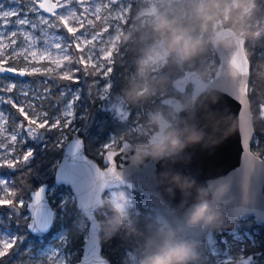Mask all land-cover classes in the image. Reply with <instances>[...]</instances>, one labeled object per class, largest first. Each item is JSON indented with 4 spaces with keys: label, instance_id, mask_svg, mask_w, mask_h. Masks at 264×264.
Wrapping results in <instances>:
<instances>
[{
    "label": "clouds",
    "instance_id": "clouds-1",
    "mask_svg": "<svg viewBox=\"0 0 264 264\" xmlns=\"http://www.w3.org/2000/svg\"><path fill=\"white\" fill-rule=\"evenodd\" d=\"M255 3L256 0H180L177 5L174 0H161V7L147 13L143 29L138 22L128 30L114 31L112 43L131 45L135 53V72L127 86L120 90L121 99L128 105H138L165 91L170 83L169 74L155 75V69L169 65L192 67L209 45L227 48L238 39L259 41L264 37V18H256ZM214 71L213 67L202 65L192 78L205 80ZM217 99L214 91H209L201 97H184L169 109L168 115L160 108L151 111L144 132L147 139L132 143L128 148L129 167L138 168L146 160L175 163L187 159L185 150L190 146L216 144L231 127L226 116L210 109L209 103ZM171 115L177 117L175 122L169 118ZM261 121H264V111L254 115L253 127ZM122 135H127V130ZM157 183L170 197L176 190L180 191L182 199L177 209L184 225L216 230L230 226L232 218L223 209L229 202L225 199L230 191L229 180L219 177L200 184L193 176L169 168L159 173ZM93 204L100 213L108 211L99 221L100 239L108 240L121 228H126L129 237L142 240L136 252L137 264H203L199 243L187 238L182 226L159 224L149 234L141 233L130 215V199L124 190L113 191L95 201L85 198L78 206L87 216ZM76 228L78 234L83 220Z\"/></svg>",
    "mask_w": 264,
    "mask_h": 264
},
{
    "label": "snow or ice",
    "instance_id": "snow-or-ice-1",
    "mask_svg": "<svg viewBox=\"0 0 264 264\" xmlns=\"http://www.w3.org/2000/svg\"><path fill=\"white\" fill-rule=\"evenodd\" d=\"M136 3L138 0H0V106L16 109V113L11 114L15 127L6 137L11 143L0 141L3 166L16 168L31 158L29 150L23 154L22 160L18 156L6 159V155H12L13 145L22 142L23 136L31 137L42 130L52 129L58 131V141H63L76 131L73 108L80 104L82 94L77 88L66 87L61 89L58 99L53 100L54 87H59L60 81L86 83L87 77L91 76L93 84L88 87H98L96 98L109 95L117 57L121 58L126 51V48L113 44L110 37L118 27L128 25ZM102 11L107 15L103 16V26L96 30L95 21H101ZM248 65L246 54L233 57L232 74L248 75ZM65 68L68 70L58 71ZM37 75L43 82L33 86V81L27 78ZM249 88L245 82L239 89L238 100L242 106L249 97ZM45 107L48 111L40 110ZM259 108L264 111V104ZM6 111L5 107H0V122H3L0 123V135L7 131L4 127L8 121ZM118 111L122 112V117L129 115L122 109ZM17 114L23 117L22 123L17 124ZM139 125L137 119L133 130ZM252 131L247 129L244 132L245 147ZM81 143L80 140L74 141V152L80 149ZM128 146L124 138H113L103 145L101 159L106 161V166L95 167V190H102L111 180L121 179L116 158ZM0 188L7 192V181L0 180ZM8 194L17 195L16 192ZM42 194L43 189L33 193L32 207L39 204ZM0 206L22 208L24 201L19 199L17 203L0 197ZM16 243V239L0 240V258L6 257Z\"/></svg>",
    "mask_w": 264,
    "mask_h": 264
},
{
    "label": "water",
    "instance_id": "water-1",
    "mask_svg": "<svg viewBox=\"0 0 264 264\" xmlns=\"http://www.w3.org/2000/svg\"><path fill=\"white\" fill-rule=\"evenodd\" d=\"M178 1L180 0H174V2ZM245 43V40L238 39L231 47L213 46L218 64L210 79L192 78L195 69H191L187 70L176 82L179 89H183L185 83H190V96L201 97L209 91H214L218 97L215 103H209V107L213 112L226 116L231 127L216 144L210 147L200 144L190 146L185 150L186 160L175 163L168 160H146L142 166L136 168L129 167L127 159V151L132 142L124 139L129 146L116 158L117 171L121 179L111 180L102 190L97 191L93 187V180L96 165H101L85 153L83 138L76 132L66 143L55 167L54 183L69 186L75 199V205L80 212L78 204L83 199L89 198L95 201L106 191L125 186L150 198L173 225L184 228L187 238L199 242L207 237L210 229H204L200 225H184L177 209L182 199L180 191L176 190L174 196H168L163 187L158 185L157 178L159 173L169 168L193 176L200 184L209 179L223 177L230 181V191L225 198L229 202L223 206L226 215L233 219L252 217L256 223L264 224V158L251 149L255 130L249 97L245 98L243 106L238 100L240 87L245 82L249 84L250 61L248 75L234 76L231 68L233 57L239 58L245 54L248 57ZM181 101L174 95L168 96L165 100L170 107L178 105ZM180 115L185 114L180 113ZM197 115L199 118L202 111ZM176 120L177 117L173 121ZM247 129H253V131L249 135L248 146L245 147L243 137ZM76 140L82 143L80 149L74 152L73 146ZM102 163L101 167L106 166V161L102 160ZM44 188V186H39L32 190L26 205L28 228L37 236L48 233L55 219V208L45 194ZM40 189H43L42 199L34 208L31 206L33 193ZM97 212V207L93 204L87 216H84L88 222V229L77 264H111L101 252ZM235 264H250V262L247 257H244L236 260Z\"/></svg>",
    "mask_w": 264,
    "mask_h": 264
},
{
    "label": "trees",
    "instance_id": "trees-1",
    "mask_svg": "<svg viewBox=\"0 0 264 264\" xmlns=\"http://www.w3.org/2000/svg\"><path fill=\"white\" fill-rule=\"evenodd\" d=\"M175 3L177 5L179 4L178 2ZM158 7H161V3H159ZM254 14L257 19L264 18V0H256ZM132 16L133 13L131 14L128 25L122 28L123 30H128L130 26H134L139 22L137 18H132ZM145 22L146 20L143 24L140 23L142 29L144 28ZM120 47L126 48V51L122 53L121 58L117 57L118 62L111 76L112 88L107 97L103 99L96 98L98 95V87H88L93 84V78L91 76L87 77L86 83L79 80L74 83L71 82L79 86V91L82 94L80 102L82 112L76 116L74 121L78 125L77 133L83 138V149L85 153L97 160L101 166L103 163L101 159L102 154L99 153L101 150L100 144L106 141L111 134L119 136L127 130L126 136L131 135V141L133 143L139 140H146L147 137L144 135L146 128L144 111H153L156 108H160L168 115L171 107L164 101V95H174L183 100L184 97L190 96L191 94L190 83H185L183 89H179L176 85L177 80L187 70H196L202 65H209L216 70L218 64L213 45H209L205 53L197 58L192 67L188 65H169L162 69L157 68L154 71L155 75H159L161 72L169 74L170 83L166 90L152 95L138 105H128L121 99L119 92L127 86V81L134 75L135 67L133 61L135 53L131 51V45ZM245 48L250 61L249 101L254 119V115L262 111L259 105L264 104V37L255 43L246 41ZM211 59L213 60L212 62H210ZM77 75L79 76L81 74L77 73ZM60 85H65V83L61 81ZM117 109H122V111L128 112L129 115L122 117V112ZM169 118L171 119L172 115ZM137 119L140 120V125L134 131L133 128L135 127ZM254 130L255 135L251 143V149L264 158V121L256 124ZM55 132L56 130L45 129L38 132L37 136L29 137L28 142L32 147L31 158L26 164L21 162L16 168L6 167V172L14 181V188L17 195L21 193L28 198L30 192L35 188L39 186L48 187L54 184V170L63 153V147L56 148L54 146L55 144H51L50 142V138L55 136ZM44 142L46 143V147L42 148ZM65 187L66 185H57L55 190L47 195L55 208V219L50 231L42 236H37L29 230L26 205L22 208L0 206V213L9 216L11 224L16 227L18 233L16 238L17 243L3 259L12 262V255L24 257L28 244L32 243L35 246L38 244L39 239H47L51 233L59 228L60 223H62L67 228L68 233L65 249L73 252L74 262L79 260L85 235L80 230L77 234L76 225L80 219L84 218V215L77 209L74 198L68 197L63 202L59 201L58 191ZM115 189L124 190L129 199H136L140 196L141 198L148 199L147 196L125 186ZM107 194L108 191L104 193L103 197H106ZM17 195L13 198H17ZM104 212H97V214L98 216L100 215V218L104 219L108 214L107 209ZM60 215L61 218H59ZM132 217L136 227L144 235L149 234L151 230L156 228V226L149 224L148 219L144 218L143 214H133ZM225 228L237 231H253L257 228L258 241L256 244L247 243L245 245L244 255L249 258L250 264H264V224L256 223L252 217L244 219L232 218L230 226ZM100 242L102 247L101 252L108 258L111 264H121L123 253L127 249L138 250L142 246V240L140 238L129 237L126 228H121L120 231L108 240L100 239Z\"/></svg>",
    "mask_w": 264,
    "mask_h": 264
},
{
    "label": "rangeland",
    "instance_id": "rangeland-1",
    "mask_svg": "<svg viewBox=\"0 0 264 264\" xmlns=\"http://www.w3.org/2000/svg\"><path fill=\"white\" fill-rule=\"evenodd\" d=\"M52 1L55 2V0H52ZM179 2L180 1H178V3ZM159 3H161V0H138V3L135 4L132 10V13H133L132 18H137L139 20V23L143 24L147 18V13L151 10L158 8ZM13 7H15V5H13ZM105 15H107V13L102 11L101 21H95L96 30H99L103 26V23H104L103 16ZM90 18H93V17H90ZM73 26L78 27V25H73ZM117 29H122V28L118 27ZM63 31L66 32V30H63ZM110 40H111V37H110ZM212 61L213 60L211 59L210 62ZM45 63L46 62H41V64H45ZM72 67H75V65H73ZM67 70L68 69L65 68V69L58 70V71H67ZM53 75H55V73H53ZM212 75H210L208 79H210ZM182 77L183 76H181L180 78ZM27 79L30 81H33V86H35L36 83L43 82L42 79L38 75L35 77H28ZM71 82L74 83V81L64 80L63 83H65V85L61 86L60 85L61 81H60L59 82L60 86L54 87L53 100L58 99L61 89L63 88L74 87L79 90V86L74 85ZM98 94H99V89H98ZM168 96L164 95V101L166 100ZM69 99L71 98L69 97ZM42 103L47 104L46 101H43ZM0 107H5L7 109V111L5 112V115L8 116V121L6 124H4V127L7 129V131L4 132L3 135H0V141H3L5 143H11V141L6 139V137L12 134V129L13 127H15V125L12 123L11 114L16 113V109L11 108V106H0ZM37 107L39 108V106ZM57 107H59V104L57 105ZM40 110L48 111V108L45 107ZM73 112L75 114L74 118H76V116L81 114L82 109H81L80 104L73 108ZM150 112L151 111H144L146 120ZM175 118L176 116L172 115L171 119L175 120ZM146 120H145V123H146ZM16 122L17 124L22 123L23 117L17 114ZM0 123H3V122H0ZM74 127L76 129L74 133H76L78 129V125L74 123ZM37 134L35 136H37ZM73 134L63 141H58L59 133L58 131H56L55 136L53 138H50V142L51 144H55L54 146L56 148L63 147L64 149L66 143L73 136ZM151 134L152 133L149 132V135ZM29 137L30 136H23L22 142H18L14 144L13 145L14 151H12V155L11 156L6 155V159H11L12 156H18L22 160V156L25 152L29 150L32 151V147L30 143L28 142ZM31 137H34V136H31ZM113 138H115L116 140H119L120 138H124V139H128L131 141L132 137L131 135L126 136V135L121 134L119 136H116L114 134H111L106 141L100 144L101 150L99 151V153H101L103 145L112 141ZM43 147H46L45 142L42 145V148ZM3 165H4V160H0V180L7 181V192H5L2 188H0V197H3L5 199H14V201L16 200L17 202L19 199H22L24 201V205H27L29 197L27 198L21 193H19L17 195V198H13L12 196L8 194L11 192H16V190L14 188V181L12 177L9 176V174L6 172V166H3ZM56 186L57 185L54 183L48 187H45L44 188L45 194L48 195L52 193L55 190ZM113 191H117V190L116 189L109 190L106 197ZM57 195L60 198L59 200L60 202H63L68 197L74 198L69 186H66L62 190H59ZM129 211H130L131 217L133 216V214L135 215L139 213L143 214V217L148 219L149 224L156 226V227L159 224H168V223L172 224L170 219L163 212H161V210H159V208L156 205H154V203L152 202L150 198L144 199V198H141L140 196L136 199H130ZM59 218H61V215L59 216ZM98 218H99V221L103 220V218H100V215L98 216ZM81 220H83V228L80 231L83 232L84 235H86V232L88 229V222L85 217L80 219L78 222H80ZM257 233H258L257 228H255L253 231H250V230L237 231V230L225 228V227L221 228L220 230L210 229L209 234L204 240L199 241V242L197 241L200 244V251L202 252V255H203V264H235L236 260L247 257L246 255H244L245 245L247 243H251V244L257 243L258 241ZM228 235L229 237H227ZM17 236H18L17 229L15 226L11 224L9 220V216L2 215L0 213V240L16 239ZM67 236H68L67 228L62 223H60L59 228L55 230L53 233H51V235L47 239H43V238L39 239L38 244L35 246L32 243L28 244L24 257H19L18 255H12L11 256L13 258L12 262H8L6 261V259L0 258V264H77L78 261L74 262L73 252L65 249V243L67 241ZM136 252H137L136 249H127L123 253L121 264H137Z\"/></svg>",
    "mask_w": 264,
    "mask_h": 264
}]
</instances>
